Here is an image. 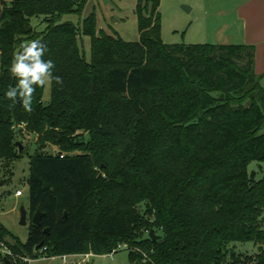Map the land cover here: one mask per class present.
Masks as SVG:
<instances>
[{
  "label": "trees",
  "instance_id": "16d2710c",
  "mask_svg": "<svg viewBox=\"0 0 264 264\" xmlns=\"http://www.w3.org/2000/svg\"><path fill=\"white\" fill-rule=\"evenodd\" d=\"M90 1L0 2V171L28 155L18 143L35 136L30 220L44 213L26 242L0 223V243L31 260L127 245L136 264H264V178L249 173L264 162L255 48L165 44L161 0H138L140 38L127 42L98 32L95 12L83 19ZM35 38L63 84L47 102L38 87L29 113L5 92L16 83L14 50ZM248 242L257 255L232 246Z\"/></svg>",
  "mask_w": 264,
  "mask_h": 264
},
{
  "label": "rangeland",
  "instance_id": "374dc122",
  "mask_svg": "<svg viewBox=\"0 0 264 264\" xmlns=\"http://www.w3.org/2000/svg\"><path fill=\"white\" fill-rule=\"evenodd\" d=\"M8 0H0L5 2ZM233 1L230 0H161V39L165 44H217L227 41L237 44L234 25ZM137 0H91L85 9L83 19L90 13L95 12L97 16L98 32L109 31L111 35L119 36L127 42L139 41V25L136 15ZM190 10L187 11L185 8ZM224 9L228 13L220 16L217 13ZM67 19L78 22V17L69 16ZM37 20L35 23H40ZM229 23L231 27L225 29L224 24ZM231 37V38H230ZM92 39L84 38V55L88 61L91 60ZM51 88L44 90V100L49 101ZM24 150L28 149V155L12 163L5 174L0 171V223L11 231L21 241L26 242L29 237L30 201H29V157L37 149L36 137L25 135L21 139ZM46 151L56 154L58 149L49 146ZM1 170V168H0ZM249 173H255L257 179L264 178V162H252L249 165ZM22 191V197H16L17 191ZM28 211V225H21V209ZM233 248L244 256H255L258 254V246L254 243H234ZM130 251L122 249L114 255L92 254L83 264H136L129 258ZM83 255L69 258V261L80 262ZM31 264H64L61 258L49 259L39 258Z\"/></svg>",
  "mask_w": 264,
  "mask_h": 264
},
{
  "label": "clouds",
  "instance_id": "9594fccd",
  "mask_svg": "<svg viewBox=\"0 0 264 264\" xmlns=\"http://www.w3.org/2000/svg\"><path fill=\"white\" fill-rule=\"evenodd\" d=\"M47 52L48 47L42 38L24 40L14 50L8 71L16 83L5 92L12 107L19 103L26 112L31 113L38 87L50 89L53 83L63 84L62 77L54 75V61L45 59Z\"/></svg>",
  "mask_w": 264,
  "mask_h": 264
},
{
  "label": "crops",
  "instance_id": "0c3cea01",
  "mask_svg": "<svg viewBox=\"0 0 264 264\" xmlns=\"http://www.w3.org/2000/svg\"><path fill=\"white\" fill-rule=\"evenodd\" d=\"M230 1L234 3L231 11L235 16L234 25L237 28L236 37L239 43L230 44L227 41H222L217 44L253 46L255 48V73L264 87V0ZM227 13L226 10L221 9L217 14L225 16ZM224 27L228 29L231 24L225 23Z\"/></svg>",
  "mask_w": 264,
  "mask_h": 264
},
{
  "label": "built area",
  "instance_id": "2783aa9c",
  "mask_svg": "<svg viewBox=\"0 0 264 264\" xmlns=\"http://www.w3.org/2000/svg\"><path fill=\"white\" fill-rule=\"evenodd\" d=\"M22 196H23V192L21 190L16 192V197H22ZM122 249H129V247L127 245H119L117 251H120ZM114 254L115 252L111 253L110 255H114ZM78 256L81 255H66L58 258H61L64 264H83L86 261V259L89 258V255H83V258L80 260V262L69 261V258H75ZM9 257L12 259V261L9 259L12 262V264H20V261L31 264V262L33 261L29 258H21L19 256H15L5 243H0V264H5L4 263L5 259ZM56 258L57 257L51 259H56Z\"/></svg>",
  "mask_w": 264,
  "mask_h": 264
},
{
  "label": "water",
  "instance_id": "95a60500",
  "mask_svg": "<svg viewBox=\"0 0 264 264\" xmlns=\"http://www.w3.org/2000/svg\"><path fill=\"white\" fill-rule=\"evenodd\" d=\"M187 11H189L190 9L188 7L185 8ZM47 104V103H45ZM18 145L20 146V150L23 151L24 150V146L23 144L21 143H18ZM44 216V213L41 211V209L39 208L36 213L34 214L32 220H31V224L34 225V226H37V227H40L42 225V218ZM28 217H29V214H28V211L23 207L21 209V225L23 226H27L28 225ZM66 217H67V214H66ZM48 233V231H46ZM149 237L156 241V240H160L162 237L155 234V231L154 230H151L150 233H149ZM43 246V244H40L36 250L39 251L41 249V247ZM5 264H12V262L6 258L5 261H4Z\"/></svg>",
  "mask_w": 264,
  "mask_h": 264
}]
</instances>
